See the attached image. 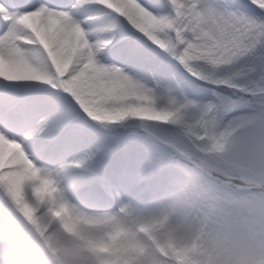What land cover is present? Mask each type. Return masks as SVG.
<instances>
[{
  "label": "snow or ice",
  "instance_id": "snow-or-ice-1",
  "mask_svg": "<svg viewBox=\"0 0 264 264\" xmlns=\"http://www.w3.org/2000/svg\"><path fill=\"white\" fill-rule=\"evenodd\" d=\"M29 168L264 264V0H0V190Z\"/></svg>",
  "mask_w": 264,
  "mask_h": 264
},
{
  "label": "rangeland",
  "instance_id": "rangeland-1",
  "mask_svg": "<svg viewBox=\"0 0 264 264\" xmlns=\"http://www.w3.org/2000/svg\"><path fill=\"white\" fill-rule=\"evenodd\" d=\"M28 173L39 182L42 195L39 193L37 198L27 201L29 203L26 214L22 209L21 195L14 196L10 195L8 190H0V212L5 217L9 215L6 219L18 231L17 241L24 236L33 245L31 251L27 250L25 254L26 249L19 245L15 252L7 254L8 247L15 241L9 242V235L0 231V264H37V260H34L37 254H40L44 262L52 264V254L73 239L83 241L96 258L102 255L110 264H162L159 256L171 259L174 264L177 257H182L185 264H196L197 245L190 237L186 220L179 207L172 204L162 205L153 213L134 217L130 222L117 221L111 225L110 231L105 233V239L93 236V232L99 227L98 222L69 202L71 214L78 218L76 220L81 229L68 236L64 234L59 237L57 232L68 221L67 208L58 200V197L63 195L59 181L55 176L38 177L36 173ZM26 181L22 178L21 183L25 185ZM26 190L23 192L27 193L29 188ZM63 197L67 200L64 195ZM30 215H43L44 219L33 225L28 217ZM102 243L106 245L105 248L95 249L94 246ZM32 252L36 253L28 259L27 255ZM23 254V260H20Z\"/></svg>",
  "mask_w": 264,
  "mask_h": 264
},
{
  "label": "clouds",
  "instance_id": "clouds-1",
  "mask_svg": "<svg viewBox=\"0 0 264 264\" xmlns=\"http://www.w3.org/2000/svg\"><path fill=\"white\" fill-rule=\"evenodd\" d=\"M14 154L23 160H27L23 149H14ZM37 166L40 163L35 162ZM238 177L244 185H248L250 181L248 177L240 174L238 171ZM59 181V187L61 188L63 195L71 202L80 212L84 213L88 217L98 222V229L93 232V236L96 238H105V233L110 231L111 225L117 221L130 222L134 217L131 216L127 209L123 207L122 201H86L81 198L80 186L77 185V178H70L69 176L56 177ZM191 179L196 183H200L202 180H206L209 183H213L219 179L212 172H208L202 176L199 171H193ZM152 182L150 181L149 184ZM129 201L131 198H127ZM135 203L134 201H131ZM172 205L180 207L178 201L171 202ZM190 237L192 238V233ZM230 247V246H229ZM233 264H243L241 258L237 256L231 257ZM162 264H174L171 259H167L163 256H159ZM52 264H96V257L92 251L85 245L83 241L70 240L65 247L58 249L52 254Z\"/></svg>",
  "mask_w": 264,
  "mask_h": 264
},
{
  "label": "bare ground",
  "instance_id": "bare-ground-1",
  "mask_svg": "<svg viewBox=\"0 0 264 264\" xmlns=\"http://www.w3.org/2000/svg\"><path fill=\"white\" fill-rule=\"evenodd\" d=\"M29 171L35 173L33 170H31L29 168L23 177L13 178L9 184L8 189H7L8 192L10 193V195H14V196L21 195L22 196V198H23L22 199V209L24 210V212H26V214H27V204L29 203L27 201L28 200H34L35 198H37V196H39V193H41V189L39 190V188H40L39 182H36L37 180H35L34 177L30 176V173H28ZM22 178L29 181V182L26 181L27 184H25V185L22 184L21 183ZM28 188H29V191H28ZM25 189H27L26 190V191H28L27 193L23 192ZM42 193H41V195H42ZM58 200H59V202L64 204V207L67 208V211H68V219H67L68 221H67V223H65V225L62 226L63 228L60 229L59 232H57L58 236L63 237L64 234H66V236H68L72 233L78 232L81 228H80V225L78 224V222L76 220L78 218H75V216H73L71 214L72 211H71V206H69V204H70L69 201L65 200L62 194L58 197ZM8 216L5 217V216L1 215V212H0V231H1V233L9 235V242L15 241V243L13 245H11V247H8L6 253L11 254V253L15 252L17 250V245L22 246V248L26 249L24 254L27 252V250L31 251V247H32L31 245H33V243L31 241L26 239L24 236H22V239L20 238L22 241L21 240L17 241L16 237H17L18 231L15 230V228H14L15 226L11 225L10 222L6 219V218H8ZM28 217H29V219L33 225L39 224L40 221L42 219H44L43 215L38 216V217L30 215ZM66 236L64 237V239L66 238ZM35 253L36 252H34V253L32 252V254H30V255L28 254L27 258L30 259ZM24 254L22 256H20V260H23ZM34 260H37V262H35L37 264H47L40 257V254H37L35 256Z\"/></svg>",
  "mask_w": 264,
  "mask_h": 264
}]
</instances>
